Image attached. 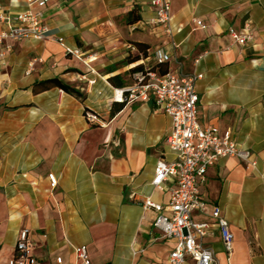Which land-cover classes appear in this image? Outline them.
I'll list each match as a JSON object with an SVG mask.
<instances>
[{"label":"crops","instance_id":"1","mask_svg":"<svg viewBox=\"0 0 264 264\" xmlns=\"http://www.w3.org/2000/svg\"><path fill=\"white\" fill-rule=\"evenodd\" d=\"M168 2L166 31L152 22L150 0H0V32L27 8L40 10L44 25L41 39L0 44V264L24 228L37 264H56L58 256L73 261L72 248L81 244L90 264H168L173 244L153 227L155 212L141 201L149 196L164 204L174 185L151 184L157 160L174 158L165 142L171 117L140 98L110 114L114 89L132 83L130 68L139 63L159 73L163 67L202 74L195 84L199 124L230 128L255 165L236 156L209 165L199 183L206 210L192 216L210 221L217 204L228 222L229 256L218 230L203 239L214 250L213 264H264V0ZM133 7L140 19L127 23ZM245 24L252 38L239 44L229 29ZM134 43L146 44L147 55L123 64L138 53L128 48ZM156 49L167 59L155 67ZM115 74L122 87L109 83ZM51 77L81 96L57 86L33 91L36 81ZM87 110L96 121H87ZM48 173L57 178L54 187Z\"/></svg>","mask_w":264,"mask_h":264},{"label":"built area","instance_id":"2","mask_svg":"<svg viewBox=\"0 0 264 264\" xmlns=\"http://www.w3.org/2000/svg\"><path fill=\"white\" fill-rule=\"evenodd\" d=\"M42 4L47 0H27ZM155 8L152 22L162 25L169 31L170 20L168 0H150ZM5 13L0 10V20ZM15 24L0 32V44L6 38L33 37L43 38L44 25L42 12L27 8L15 14ZM194 24L205 28L201 20H194ZM231 37L239 44H244L252 38L250 27L245 24L241 31L229 29ZM61 40V39H59ZM130 50H137L129 44ZM77 53V50L74 51ZM167 59V54L160 49L153 53L154 66H159ZM32 62L29 63V67ZM202 77L201 73L191 72L177 74L166 71L159 73L156 68L144 67L132 74V83L122 88L114 89L113 99L126 101L134 99L152 100L155 107L161 109L171 117V129L165 137L168 148L173 152L172 160H157L151 184L161 187L163 183H174L169 190L168 201L164 204L153 201L146 196L141 201L144 209H153L155 217L152 225L161 236L170 241L173 246L168 253V264H186L191 260L193 264H213L214 250L203 243V239L210 236L214 229L218 230L223 247L229 256L232 250L233 235L228 222L221 214L219 205L213 204L210 209V221L194 220L192 212H205L206 201L199 191V183L205 180V172L209 165L217 159L226 156H236L251 166L255 161L251 153L242 148L233 138L230 128L220 130L216 126L202 127L198 122L196 81ZM61 91V90H60ZM119 95V96H117ZM85 118L89 122L97 120V115L90 110L85 111ZM47 178L51 187L57 184L55 174L48 173ZM33 242L28 229L18 232L13 254L7 264H37L33 255ZM74 260L63 262L62 257H56V264H90L86 245L73 246Z\"/></svg>","mask_w":264,"mask_h":264},{"label":"trees","instance_id":"3","mask_svg":"<svg viewBox=\"0 0 264 264\" xmlns=\"http://www.w3.org/2000/svg\"><path fill=\"white\" fill-rule=\"evenodd\" d=\"M140 19V14L138 12L137 7H133L131 10H129L125 16V20L127 23H134ZM136 48L138 53L135 55H131L130 53L127 55L125 60H123V64H129L133 63L137 60H139L142 57H145L147 55V45L142 43H134L133 44ZM143 69V65L141 63L136 64L132 68H130L131 72H136ZM161 72H165V68L161 67ZM108 81L111 85L115 87H122L124 85V81L121 79L120 74H115L108 78ZM57 86L66 91L67 93H70L74 96L80 97L81 93L78 89L74 88L71 85L66 84L65 82L61 81L57 77H51L47 79H43L40 81H36L33 86V91L39 92L45 89H48L49 87ZM125 105V101H112L110 105V114L114 115L118 111H120L123 106Z\"/></svg>","mask_w":264,"mask_h":264},{"label":"rangeland","instance_id":"4","mask_svg":"<svg viewBox=\"0 0 264 264\" xmlns=\"http://www.w3.org/2000/svg\"><path fill=\"white\" fill-rule=\"evenodd\" d=\"M150 64V63H149ZM131 81H132V77H131Z\"/></svg>","mask_w":264,"mask_h":264},{"label":"bare ground","instance_id":"5","mask_svg":"<svg viewBox=\"0 0 264 264\" xmlns=\"http://www.w3.org/2000/svg\"><path fill=\"white\" fill-rule=\"evenodd\" d=\"M117 96H119V95H117Z\"/></svg>","mask_w":264,"mask_h":264}]
</instances>
